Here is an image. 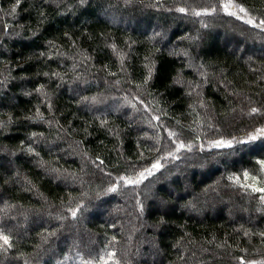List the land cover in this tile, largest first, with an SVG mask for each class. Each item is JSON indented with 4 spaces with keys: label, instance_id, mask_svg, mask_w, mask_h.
Segmentation results:
<instances>
[{
    "label": "trees",
    "instance_id": "1",
    "mask_svg": "<svg viewBox=\"0 0 264 264\" xmlns=\"http://www.w3.org/2000/svg\"><path fill=\"white\" fill-rule=\"evenodd\" d=\"M221 7L0 0V264H264V30Z\"/></svg>",
    "mask_w": 264,
    "mask_h": 264
},
{
    "label": "rangeland",
    "instance_id": "2",
    "mask_svg": "<svg viewBox=\"0 0 264 264\" xmlns=\"http://www.w3.org/2000/svg\"><path fill=\"white\" fill-rule=\"evenodd\" d=\"M204 0H200V2H202ZM222 3H223V7H221L222 10H224L223 12L226 14V15H229V16H232V17H235L241 21H244L246 23H250L252 26L254 27H258L259 29L261 30H264V25L255 21L254 19H251L250 17H248L246 15V13L244 11H241V7H239L238 5H236L232 0H222ZM200 23H203L202 21ZM227 25V24H226ZM231 33L234 34V36H237V33H235V30H232L230 31ZM243 37V35H241ZM238 37V36H237ZM255 36L254 35H251L250 38L253 39ZM247 38V37H245ZM244 100H242L241 102H243ZM238 112H236L235 114H237ZM239 114H243L244 115V111L242 112L240 110ZM259 134H262V132H257ZM253 139L252 136L248 138V140H251ZM231 143V142H229ZM209 145L211 144H207L206 147H209ZM241 213L243 214H246L245 211H241Z\"/></svg>",
    "mask_w": 264,
    "mask_h": 264
},
{
    "label": "snow or ice",
    "instance_id": "3",
    "mask_svg": "<svg viewBox=\"0 0 264 264\" xmlns=\"http://www.w3.org/2000/svg\"><path fill=\"white\" fill-rule=\"evenodd\" d=\"M241 11H244V9H241ZM154 167H158V165H154ZM259 191H264V189H259ZM73 215H75V213H73ZM0 239L3 240V244L4 245H8L9 244L8 237H6V236H0Z\"/></svg>",
    "mask_w": 264,
    "mask_h": 264
}]
</instances>
